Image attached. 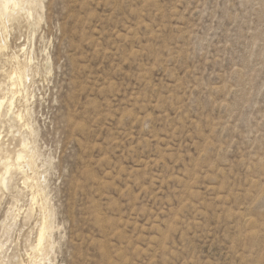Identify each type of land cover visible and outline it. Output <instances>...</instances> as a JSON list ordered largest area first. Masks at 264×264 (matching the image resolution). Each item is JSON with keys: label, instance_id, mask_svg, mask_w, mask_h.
I'll return each instance as SVG.
<instances>
[{"label": "rangeland", "instance_id": "rangeland-1", "mask_svg": "<svg viewBox=\"0 0 264 264\" xmlns=\"http://www.w3.org/2000/svg\"><path fill=\"white\" fill-rule=\"evenodd\" d=\"M32 1L0 37V175L31 160L0 264H264V0Z\"/></svg>", "mask_w": 264, "mask_h": 264}, {"label": "bare ground", "instance_id": "bare-ground-1", "mask_svg": "<svg viewBox=\"0 0 264 264\" xmlns=\"http://www.w3.org/2000/svg\"><path fill=\"white\" fill-rule=\"evenodd\" d=\"M33 5H35V2H33L32 0H0V37L2 36V34H5V32H7L8 31V29H7V31H6V27H5V24H4V22H3V19L6 17V18H8V19H10L9 17H11V15H12V13H14V14H19V13H21V12H27L30 16H31V14H33V13H31V12H29V11H27V7L28 6H30L31 8L33 7ZM30 8V9H31ZM5 20V19H4ZM6 23H7V21H6ZM4 36V35H3ZM6 40V39H5ZM7 42V41H6ZM6 42H4V40L2 41L1 39H0V51H2V49L5 47V45L8 43H6ZM10 49V48H9ZM14 53V52H13ZM16 55V54H15ZM17 56V55H16ZM18 65V64H17ZM16 65V66H17ZM18 66H20V64L18 65ZM21 67V66H20ZM24 67V66H23ZM22 68V67H21ZM25 68V67H24ZM23 68V69H24ZM15 70V69H14ZM27 70V69H26ZM26 73H27V71H26ZM23 73H21V70L19 69V68H17L16 70H15V72L13 71V76H11L10 78H9V81H10V85H11V87H16L17 88V86H22V84H23V75H22ZM28 76V75H27ZM7 78V79H8ZM25 84V83H24ZM10 87V86H9ZM24 87V86H23ZM13 88V89H14ZM18 89V88H17ZM22 89V88H21ZM11 92V91H10ZM22 93V92H21ZM28 93V92H27ZM4 99H5V97H4ZM6 100V99H5ZM26 100V99H25ZM7 101V100H6ZM27 101V100H26ZM26 103V102H25ZM12 104L13 103H9V106H10V108H11V106H12ZM4 106V101H0V111H1V109H2V107ZM27 107V106H26ZM10 108H8V110L10 109ZM10 111V110H9ZM11 113V112H10ZM12 114V113H11ZM28 116V115H27ZM25 117V116H24ZM23 117V115L21 114V113H19V114H17L16 116H15V118L17 119V120H22V118H24ZM15 119V120H16ZM14 120V119H13ZM26 121V120H25ZM22 122V121H21ZM28 122V121H27ZM23 123V122H22ZM24 124V123H23ZM26 126V125H25ZM24 145V144H23ZM26 145V144H25ZM28 146V145H27ZM26 146V147H27ZM33 146V145H32ZM26 149V148H25ZM28 150V149H27ZM27 150H25L26 152H27ZM30 150L31 149H29V152H30ZM26 152H24L23 150H21V152H19L17 155H16V158H15V164H13V163H4L3 164V169H4V173H3V175H0V186L1 187H3V188H5L6 186H7V180H8V178H7V175L9 174V172L11 171V168L12 167H16L17 169L19 168L20 169V166H21V164L22 163H24L25 165H27V166H30V164H31V160H30V158L29 157H27L26 156ZM26 153V154H25ZM31 153H33V152H31ZM33 155V154H32ZM32 158V157H31ZM35 160V159H34ZM35 170V169H34ZM17 172V171H16ZM36 182V181H35ZM39 182V181H38ZM29 183H30V187H34V184H33V182H30L29 181ZM40 183V182H39ZM40 185V184H39ZM37 187H38V184L36 185ZM36 187V188H37ZM40 187V186H39ZM39 189V188H38ZM41 189V188H40ZM38 192V191H37ZM36 196V195H35ZM36 198V197H35ZM39 199V198H38ZM41 200V199H40ZM33 201H34V204H38L37 203V201L35 200V199H33ZM43 201V200H42ZM44 202V201H43ZM42 202V203H43ZM43 208V207H42ZM40 209V208H39ZM45 210V209H44ZM41 211H43L42 209H41ZM44 212V211H43ZM42 212V213H43ZM47 212V211H46ZM49 213V212H48ZM45 215V214H44ZM43 219H44V217H43ZM42 219V220H43ZM50 220V219H49ZM38 221H40V220H38ZM48 220H46V218H45V220L44 221H42V224L40 225L41 227H40V230H39V233H38V244H37V248H35V249H37V252L38 251H40L41 250V247H42V250L44 249L43 248V246H42V244H43V242H44V240H46V236H45V234H46V231H48V230H50V229H48V230H46L47 228H48V225L50 226V224H51V222H49V224H48V222H47ZM49 234H50V232H49ZM37 237V236H36ZM48 239V238H47ZM47 242H48V240H46ZM46 244H44V246H45ZM50 245V244H49ZM43 252V251H42ZM45 254V253H44ZM45 257H46V255H44ZM38 260H39V257H38ZM37 260V261H38ZM35 261V260H34ZM33 261V262H34ZM43 261H45V260H43ZM32 263V262H31ZM26 264V263H25ZM33 264V263H32ZM34 264H35V262H34ZM37 264V263H36Z\"/></svg>", "mask_w": 264, "mask_h": 264}]
</instances>
